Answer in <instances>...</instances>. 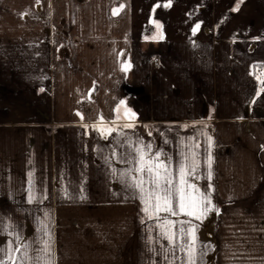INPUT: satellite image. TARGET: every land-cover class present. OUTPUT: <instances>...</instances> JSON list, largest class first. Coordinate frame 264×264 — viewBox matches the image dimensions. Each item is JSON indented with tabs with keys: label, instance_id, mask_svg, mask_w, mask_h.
Segmentation results:
<instances>
[{
	"label": "crops",
	"instance_id": "0c3cea01",
	"mask_svg": "<svg viewBox=\"0 0 264 264\" xmlns=\"http://www.w3.org/2000/svg\"><path fill=\"white\" fill-rule=\"evenodd\" d=\"M262 81L264 0H0V261L264 264Z\"/></svg>",
	"mask_w": 264,
	"mask_h": 264
},
{
	"label": "snow or ice",
	"instance_id": "6c2138e0",
	"mask_svg": "<svg viewBox=\"0 0 264 264\" xmlns=\"http://www.w3.org/2000/svg\"><path fill=\"white\" fill-rule=\"evenodd\" d=\"M39 2V0H37ZM239 4H237L236 8L233 9L238 10ZM157 27H160L157 25ZM200 28V24L197 23L195 27L193 28L192 32L193 35H195L196 31ZM150 31V30H149ZM155 39L156 37H152ZM162 38V37H161ZM131 65H127L123 70L127 71L128 68H130ZM264 83V81H262ZM43 91V89H41ZM261 91H264L262 89ZM123 103V102H121ZM134 115V114H133ZM126 127H132V125H126ZM150 147V145H149ZM137 151H140V149H137ZM159 153L157 152L154 156H150V159H158ZM141 161L144 160V156L141 155L140 157ZM187 159V157L185 158ZM170 160V158H168ZM161 167L163 168V175L160 174L159 171H157L156 175L160 177V179H156L153 176V167L149 165L146 169L147 175L149 177V188L144 187V179L143 176L140 178H133V184L131 185L132 187L136 188L139 190L140 193V200L144 207L141 209V211L148 216L149 219H152L154 216L156 218L158 217V213L160 211L170 213L171 215H179L181 212H184L185 215H194V211H184L185 209V204H184V198H185V192L182 187H173V181H172V174L171 172L168 171V164L165 162H161ZM197 165L193 163L191 168L185 172V165L181 163L179 167V173L182 177L181 183L185 184L187 183L185 180H183V177L185 175H195ZM137 172L143 173L145 171V168L142 167L136 169ZM199 178V177H195ZM208 179H211V162L209 161V173H208ZM160 180H163V184L160 183ZM188 187H194L193 185H188ZM209 188H211V185H208ZM197 194H198V199L195 202L194 207L199 209V214L196 216L197 219L200 218L202 215H206L207 213L210 212H215L219 214V209L216 208L211 199V192H206V193H200L199 190L197 189ZM175 199V208L173 207V200ZM47 226L45 225V228ZM187 234V233H185ZM171 239V237H169ZM46 243V248L45 251H48L47 247V242ZM19 249H14V251H18ZM0 264H3L2 261H0ZM36 264H39V259L37 258ZM190 264H195V260L191 259L190 257Z\"/></svg>",
	"mask_w": 264,
	"mask_h": 264
},
{
	"label": "flooded vegetation",
	"instance_id": "af4514ba",
	"mask_svg": "<svg viewBox=\"0 0 264 264\" xmlns=\"http://www.w3.org/2000/svg\"><path fill=\"white\" fill-rule=\"evenodd\" d=\"M155 57H157L156 55H155ZM126 98H128V96H126ZM124 114V113H123ZM127 117H129L130 118V116H131V114L130 113H127V114H125Z\"/></svg>",
	"mask_w": 264,
	"mask_h": 264
},
{
	"label": "built area",
	"instance_id": "2783aa9c",
	"mask_svg": "<svg viewBox=\"0 0 264 264\" xmlns=\"http://www.w3.org/2000/svg\"><path fill=\"white\" fill-rule=\"evenodd\" d=\"M154 63H156V64L158 63V60H157V58H154Z\"/></svg>",
	"mask_w": 264,
	"mask_h": 264
},
{
	"label": "water",
	"instance_id": "95a60500",
	"mask_svg": "<svg viewBox=\"0 0 264 264\" xmlns=\"http://www.w3.org/2000/svg\"><path fill=\"white\" fill-rule=\"evenodd\" d=\"M140 90H139V88H136L135 89V93H138Z\"/></svg>",
	"mask_w": 264,
	"mask_h": 264
},
{
	"label": "rangeland",
	"instance_id": "374dc122",
	"mask_svg": "<svg viewBox=\"0 0 264 264\" xmlns=\"http://www.w3.org/2000/svg\"><path fill=\"white\" fill-rule=\"evenodd\" d=\"M30 235H31V234H29V238H30ZM26 240H28V239H26ZM30 240H31V238H30Z\"/></svg>",
	"mask_w": 264,
	"mask_h": 264
}]
</instances>
